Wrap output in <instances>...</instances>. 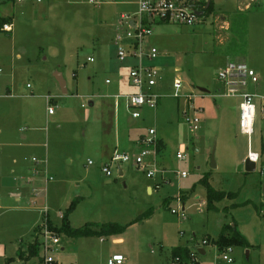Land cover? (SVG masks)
Listing matches in <instances>:
<instances>
[{
	"label": "rangeland",
	"instance_id": "rangeland-1",
	"mask_svg": "<svg viewBox=\"0 0 264 264\" xmlns=\"http://www.w3.org/2000/svg\"><path fill=\"white\" fill-rule=\"evenodd\" d=\"M92 1L0 0V19L9 15L15 23L8 33L0 26V91L7 85L12 93L10 104H0V131L6 137L0 142V153L9 148L7 143L17 145L34 135L47 151L46 164H38V171L32 172L41 178L38 184L33 177L32 189L25 182L30 176L20 178L18 165L0 154V187L9 185L15 192L0 191V241H8L7 257L16 256L15 246L21 242L20 249L25 247L27 253L37 234L34 227L47 218L60 225L62 213L77 198L69 216L74 227L90 221L128 224L149 208L154 216L128 226L123 234L126 249L114 246L110 237L73 238L56 233L60 242L52 245L49 254L63 257L67 264H107L108 255L116 251L131 252L128 264H173L169 252L174 243L205 249V254L196 256L198 264H264V217L258 211L264 192V121L258 111L250 150L261 157L255 170H246L249 137L239 127L241 98L224 95L225 85L219 78L228 59L244 63L259 78L258 83L248 84V90L264 94V0H213L212 11L194 25L154 24L144 46L157 49L153 63L161 71L153 90L161 99L156 109H140L139 118L124 108L123 98L115 107L110 96L134 90L127 66L133 60L118 58L115 36L116 31L126 29L120 25L121 14L133 6L127 0ZM58 71L66 82V93L55 77ZM176 80L182 82L180 94H196L192 105L202 107L196 131H191L182 115L183 99L172 96ZM47 95L53 97L51 114ZM89 100L95 101L94 109ZM164 107L169 113L162 112ZM88 111L106 119L123 113L134 124L128 144L120 143V154L139 155L143 145L138 136L149 137L150 128L158 129L167 142L155 156L158 170L154 175L147 176L132 160L121 164L123 175L116 166L106 175L84 134ZM182 143L183 158H177ZM27 153L22 168L31 175L36 165L31 158L36 153ZM150 154L144 158L147 162L153 159ZM182 172L186 175L181 176ZM205 174L215 189L236 196L216 202L217 210L206 209V190L200 183ZM48 176L52 180L46 181ZM182 207L184 219L171 212ZM233 222L254 246H234L227 254L233 260L228 262L221 259L215 244L202 242L215 239L222 225ZM43 253L41 245L39 256ZM39 256L27 264H43ZM4 263L0 256V264Z\"/></svg>",
	"mask_w": 264,
	"mask_h": 264
},
{
	"label": "built area",
	"instance_id": "built-area-1",
	"mask_svg": "<svg viewBox=\"0 0 264 264\" xmlns=\"http://www.w3.org/2000/svg\"><path fill=\"white\" fill-rule=\"evenodd\" d=\"M23 1V0H17ZM41 1V0H37ZM92 3V0H89ZM211 2L213 0H136V7L133 11L122 13L120 18V25L126 27L116 35L117 44V56L123 61L127 58H138L139 63L132 66L129 70L128 80L130 86L134 87V90L128 93H119L114 96L115 105L120 104V100L124 99V105L127 111L133 118H139L142 116L140 109L148 107L149 109H156L159 105L161 95L153 91L154 86L157 84L158 78H160L161 68L153 63V59L157 56V49L151 47L146 49L144 46V40L152 34V26L157 23H177L185 25H194L200 18H205V15ZM214 3V2H213ZM198 12H203L199 15ZM1 30L5 32L12 31V25L10 23H4ZM146 59L147 62H143ZM88 61H93L92 57L87 58ZM1 71V68H0ZM219 78L224 82L226 96H235L241 98L240 101V115H239V127L241 133L249 137V146L247 159L255 163L261 157V154L256 151L250 150V136L254 131V125L256 122L258 111L264 121V94H257L248 90V84H256L259 81L258 75L253 68L247 67L244 63H232L228 64L224 71L219 73ZM109 82V80H107ZM182 82L176 80L173 83L174 92L172 96L174 98H182L185 102V107L181 110L189 128L191 131L199 129L200 118L198 113L202 111V107L193 106L194 98L197 96L192 92L187 95L180 94ZM48 103L51 97L46 96ZM257 100L258 102H255ZM53 108L48 105V113L51 114ZM149 137L145 135L139 139V143L143 145V149L137 156H130L128 153L120 154L114 152L109 161L103 165L102 171L106 175H111V167L116 166L118 169L121 164L132 160L136 166L146 171L147 176H153L158 170L156 167L155 156L158 152L159 138L154 128L149 129ZM262 144H264V128ZM180 150L177 152V158H183L184 144L180 145ZM152 152V154H150ZM152 156V161L147 162L144 158L148 155ZM32 160L35 163H40L36 157ZM91 163V160H89ZM261 172H264L262 170ZM186 172H182L181 176H185ZM52 179V177H50ZM259 214L264 217V192L263 198L260 202L258 209ZM171 212L178 217L185 218L184 208L172 209ZM182 234V232H181ZM39 244L42 245L44 253L41 255L43 258V264H52L53 261L57 263V259L53 254H49L52 251V245H58L60 240L58 235L50 229L48 219L40 224ZM51 241L52 243H49ZM203 244H208L207 239H203ZM233 246H225L224 249L219 250L221 259L232 261L233 258L227 254L232 252ZM198 250H191L190 257L191 262L196 263V256ZM127 258L120 253L113 254L108 260L107 264H126ZM173 264H182L180 256L173 258Z\"/></svg>",
	"mask_w": 264,
	"mask_h": 264
},
{
	"label": "crops",
	"instance_id": "crops-1",
	"mask_svg": "<svg viewBox=\"0 0 264 264\" xmlns=\"http://www.w3.org/2000/svg\"><path fill=\"white\" fill-rule=\"evenodd\" d=\"M135 1L136 0H127L125 1L127 4H131L133 6V10L135 9L136 7V4H135ZM23 2V1H22ZM133 10H129L127 12H130V11H133ZM4 18H9L7 20L8 23H10L13 27L14 26V21H13V18H11L9 15L8 16H3ZM2 18V17H1ZM6 22V23H7ZM12 27V31H13V28ZM123 30V29H122ZM11 31V32H12ZM120 31H116V35L119 33ZM8 33V32H7ZM115 35V36H116ZM20 54L19 53H16V57H19ZM88 58V57H87ZM129 59H132L133 61H131V64L127 65L128 68H131L132 66H134L135 64L139 63V59L138 58H133V57H130ZM146 60V59H145ZM143 59V62L145 63H149L147 62V60L145 61ZM230 65L232 63H234L233 61H231V59L227 61V64ZM155 64V63H154ZM156 65V64H155ZM158 66V65H157ZM160 67V66H158ZM2 69V67H0ZM119 78V75L117 76ZM108 80V79H107ZM106 80V82H107ZM120 81V80H119ZM110 83V82H109ZM66 84V82H65ZM117 84H119L117 82ZM67 89V88H66ZM154 91V90H153ZM64 93V92H63ZM66 93V92H65ZM116 94H119L118 92L117 93H114V94H111L110 93V96L113 98V96H115ZM160 94V93H159ZM49 96V95H47ZM12 97V93H11V89H9L7 87V85L3 88L2 87V91H0V104L3 105L2 103H9L10 104V98ZM51 97V96H50ZM53 101V97H51L50 99V102L48 103L47 101V98H46V103H47V109H48V105H51V102ZM115 98H114V105H115ZM179 102V101H178ZM184 102V100H183ZM98 104V103H97ZM122 103H120L119 105H121ZM89 105L92 107L91 109H94L95 108V101L94 100H89ZM178 109H180L179 107V103H177ZM185 102H184V108L185 107ZM115 107H117V105H115ZM167 107H169V105H167ZM125 108V106H124ZM162 109V108H161ZM160 109V110H161ZM183 109V108H182ZM169 110L168 108L164 107V109L162 110V112L164 113H169ZM48 111V110H47ZM163 115V113H162ZM161 117V116H160ZM87 122H86V127H85V136H88V139H89V147H92L95 151V155H96V159L100 160V162H102L104 165L109 161V159L111 158V156L113 155L114 152H119V146H120V143H122L123 145H127L130 138H131V135H132V132L134 131L135 127L133 126L134 124H131V121L128 119V117L125 115V114H121L119 113L118 115L115 114L113 119L110 118V119H106L103 114H97L96 112H89L87 113ZM145 118V114H143V117L142 119ZM155 121H157V118H155ZM156 134L158 136L159 139H162L163 141V144H164V147H166V138L164 137V135L161 134V132L156 129ZM142 136L144 135H139L137 140H139ZM6 137H2V133L0 131V142H3L5 140ZM6 144V143H5ZM183 144V143H182ZM8 145V149H3L4 152L3 153H0L1 154V157L2 159L4 158H12V162L14 164H17L18 167L16 168V173L19 174V177L20 178H23V177H26V176H30V177H27L29 178V180L25 181L27 182L28 184L31 185V189L33 188V182L34 180L36 179L37 183L39 184L41 182V178H38L36 176H33V170L34 172H37V168L40 167V165L38 164H46V150L44 151V149H42V144L40 143V140H39V136L37 135H34L32 140H29L27 142H18L17 145H14V143H7ZM181 145V144H180ZM14 146V148H13ZM12 148V149H11ZM7 150V151H6ZM29 150H31L32 152L36 153V155L32 156L37 158V160H40L41 162L40 163H35L36 165L33 166L32 170H31V175H29L30 173L28 171H26L25 169L22 168V161L25 160V155H27L29 152ZM126 153V152H125ZM23 156V157H22ZM31 158V160H32ZM1 159V158H0ZM34 161V160H33ZM0 165H3L1 162H0ZM120 170L122 171V174L123 175L125 173L124 169L120 166ZM118 172H119V169H118ZM2 175H6V173H2ZM8 175V174H7ZM120 175V174H119ZM120 175V176H121ZM33 177L35 179H33ZM51 176H48L46 177V181H50L52 179H50ZM31 180V181H30ZM33 181V182H32ZM2 189H5L9 195H12L14 194L15 192L12 191V187L9 186V185H4V186H1L0 187V191ZM263 191H264V187H263ZM19 193V192H18ZM17 193V194H18ZM25 195H26V192H25ZM36 195V194H35ZM185 195V199L188 198L186 194ZM1 196V195H0ZM5 196V195H4ZM30 197V196H29ZM19 196L16 198V200H19ZM64 213V212H63ZM62 213V214H63ZM154 216V212L153 214L148 218V219H144V221H149L151 220V218H153ZM48 219V218H47ZM71 217H70V224H71ZM50 220V219H48ZM51 221V220H50ZM52 222V221H51ZM91 222V221H90ZM53 223V222H52ZM87 223V222H86ZM85 224V223H84ZM229 224H232L234 225V222L233 223H229ZM40 226V224H37L36 226ZM53 225H56L58 226L57 224L53 223ZM72 225V224H71ZM36 226L34 227V232H35V228ZM74 227V225H72ZM238 226V225H237ZM238 229L247 237V239L249 240L251 246H254V244L251 242V239L248 237V235L245 233L244 229L242 228H239L238 226ZM34 234V233H33ZM124 233L120 234V235H116V236H110L111 238V241H112V244L115 246H123L124 249H126V238L123 236ZM103 239V238H102ZM206 239V238H204ZM6 242H8L7 240H4L3 242L0 241V256L1 257H4L5 259L6 258H9L7 257V244ZM211 242V241H210ZM209 242V243H210ZM213 244V243H212ZM20 245H23V243H18L16 246H15V252H16V256L13 257L14 260L11 262V264L15 263V262H18V261H22L21 259H19L17 257V250L20 248ZM177 246H186L191 250H193L191 248L190 245L187 244H178V243H174V245H171V249H170V252H169V258H171V250L172 248L174 247H177ZM22 250L25 249V247L21 248ZM61 250L64 251V246L61 247ZM199 252H201L202 254H205V249L203 248H199ZM60 253V252H59ZM116 253H120V254H123L126 258H127V263H130V254L131 252L129 251H116V252H113L112 254L108 255V259L113 255V254H116ZM57 259V263L56 264H67L64 260H63V257H56ZM32 259H30L29 261L25 262L26 264L29 263ZM173 263V259L171 261ZM41 263V262H40ZM198 264V262H196ZM5 264V263H4Z\"/></svg>",
	"mask_w": 264,
	"mask_h": 264
},
{
	"label": "trees",
	"instance_id": "trees-1",
	"mask_svg": "<svg viewBox=\"0 0 264 264\" xmlns=\"http://www.w3.org/2000/svg\"><path fill=\"white\" fill-rule=\"evenodd\" d=\"M212 5L213 2H211L206 14H209L212 11ZM9 18L2 17L0 19V26H2L4 23L7 22ZM3 27V26H2ZM75 76V74H74ZM159 145H158V152L162 151L164 149V144L162 139H159ZM200 183L203 185V187L206 190L205 194V201H206V209L208 210H217L215 203L221 201L222 199L226 197H234L237 193L235 192H227L222 190L215 189L212 184L209 181V175L205 174L201 180ZM185 199V198H184ZM78 199L75 198V200H72L70 205L67 207V209L62 214L61 224L56 226L53 225V223L48 220V224L50 229L54 231V233L57 234H65L69 237L73 238H80V237H112L116 235H120L124 233L128 226L140 222L144 219L149 218L153 214V208H149L144 213L140 214L138 217H136L132 222L128 224H121L119 222L111 221V222H87L82 226L79 227H73L70 224V214L73 212L77 205ZM167 199L165 200V202ZM40 231V226H36L35 233L36 237L34 239V242L30 243L27 246L28 252L26 253L22 249L17 250V257L21 259L22 261H29L34 256H39L40 252V244L38 242V232ZM208 242H212L215 244L219 250L224 249L225 246H241L245 248L251 247V244L247 237L238 229L237 223L234 222V225L226 223L222 225V228L218 234V236L215 239H212L210 237L206 238ZM210 240V241H209ZM175 256H180L182 264H189L191 261L190 257V249L186 246H177L172 248L171 250V258H174ZM40 262H43V258L39 256ZM14 260L13 257H9L5 259V264H11V262ZM197 262V261H196ZM52 264H56V262L53 261Z\"/></svg>",
	"mask_w": 264,
	"mask_h": 264
},
{
	"label": "water",
	"instance_id": "water-1",
	"mask_svg": "<svg viewBox=\"0 0 264 264\" xmlns=\"http://www.w3.org/2000/svg\"><path fill=\"white\" fill-rule=\"evenodd\" d=\"M202 13L203 12H198L199 15H202ZM55 77H56V79L58 80V83L61 86L62 92H64V93L67 92L65 80L63 79L62 74L59 73V71H58V72H56ZM198 89L201 92H208V90L206 88H203V87H198ZM242 168H243V166H240V169H242ZM245 169L246 170H250V171L255 170V163L246 158V160H245ZM119 174L120 175L122 174V171L120 170V168H119Z\"/></svg>",
	"mask_w": 264,
	"mask_h": 264
},
{
	"label": "flooded vegetation",
	"instance_id": "flooded-vegetation-1",
	"mask_svg": "<svg viewBox=\"0 0 264 264\" xmlns=\"http://www.w3.org/2000/svg\"><path fill=\"white\" fill-rule=\"evenodd\" d=\"M214 7V4L212 5V8Z\"/></svg>",
	"mask_w": 264,
	"mask_h": 264
}]
</instances>
